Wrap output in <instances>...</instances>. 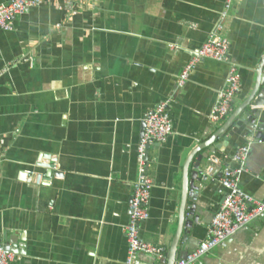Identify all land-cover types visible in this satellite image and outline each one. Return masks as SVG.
<instances>
[{"label": "crops", "instance_id": "crops-1", "mask_svg": "<svg viewBox=\"0 0 264 264\" xmlns=\"http://www.w3.org/2000/svg\"><path fill=\"white\" fill-rule=\"evenodd\" d=\"M224 1L43 0L0 32V245L12 264H125L143 118L164 101L173 132L147 149L144 242L167 254L186 176L200 190L176 250H194L223 200L224 168H235L226 159L241 146L251 149L239 190L264 200V0H235L221 22ZM219 27L241 83L223 118L212 112L227 64L201 61L177 87L189 54ZM162 257L139 254L136 264ZM194 264H264V215Z\"/></svg>", "mask_w": 264, "mask_h": 264}, {"label": "built area", "instance_id": "built-area-1", "mask_svg": "<svg viewBox=\"0 0 264 264\" xmlns=\"http://www.w3.org/2000/svg\"><path fill=\"white\" fill-rule=\"evenodd\" d=\"M43 0H11L0 5V32H10L14 28V19L29 8L41 4ZM235 0H225L219 14L220 21L226 20L232 13ZM220 27L216 29L202 46L189 54L188 64L183 68L177 80L182 88L189 79L192 68L201 61L210 60L227 64L225 84L217 94L213 116L223 118L232 112L240 91L238 66L228 59L229 41L220 37ZM172 122L167 101L157 104L143 118V133L136 150V175L132 183L129 200V216L125 225L127 253L125 264H136V256L145 254L153 258L163 256L165 250L144 242L140 238L141 224L149 218V205L152 179L146 171V155L149 146L162 145L172 135ZM250 144L241 146L226 160L235 168L225 167L221 175L224 197L218 211L211 219L206 238L198 246L176 260L173 264H194L209 252L227 242L234 234L264 215V200H256L239 190L240 174L245 172V162L250 153ZM14 255L0 245V264H12Z\"/></svg>", "mask_w": 264, "mask_h": 264}, {"label": "water", "instance_id": "water-1", "mask_svg": "<svg viewBox=\"0 0 264 264\" xmlns=\"http://www.w3.org/2000/svg\"><path fill=\"white\" fill-rule=\"evenodd\" d=\"M254 113V112H252ZM251 113V115H252ZM247 121H249V127L253 128L255 121L251 118L247 119ZM227 125H229L227 123ZM226 127V125H225ZM227 128V127H226ZM262 136V134L260 132L257 133L256 138L259 139ZM196 151V150H195ZM194 154V153H193ZM193 156V155H192ZM191 156V157H192ZM196 169L199 170V173H201V165H200V161L198 162V164L195 166ZM197 171V170H196ZM193 181H197L196 179H193ZM200 188L197 185H193L192 184H188L187 183V177L185 176V180L183 177V182H182V200H181V207H180V212H179V221H178V226H177V231L176 234L171 242L170 248L167 252V254L161 258V263L162 264H173L176 260L180 259L183 257L184 252H177V244L180 238H182L183 242L187 241V236H188V231L187 230H191L192 226L194 224V216H195V209H196V199L197 196L196 194L199 192ZM188 197L193 200V205L190 208V220H186L185 218V207L187 204V200ZM184 232V233H183ZM185 234V235H183ZM8 249V248H6Z\"/></svg>", "mask_w": 264, "mask_h": 264}]
</instances>
